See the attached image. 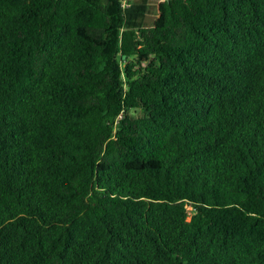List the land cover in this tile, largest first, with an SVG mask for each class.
I'll return each mask as SVG.
<instances>
[{
	"label": "trees",
	"instance_id": "trees-1",
	"mask_svg": "<svg viewBox=\"0 0 264 264\" xmlns=\"http://www.w3.org/2000/svg\"><path fill=\"white\" fill-rule=\"evenodd\" d=\"M121 1L0 0V264H264V0Z\"/></svg>",
	"mask_w": 264,
	"mask_h": 264
},
{
	"label": "rangeland",
	"instance_id": "rangeland-1",
	"mask_svg": "<svg viewBox=\"0 0 264 264\" xmlns=\"http://www.w3.org/2000/svg\"><path fill=\"white\" fill-rule=\"evenodd\" d=\"M136 3H141V2H145L146 4V12L144 14V16L141 18V23L144 26H149L152 24V21L154 20V18L157 15L156 12V5L160 0H133ZM131 115L133 117H141L142 113L139 111L136 112H132Z\"/></svg>",
	"mask_w": 264,
	"mask_h": 264
},
{
	"label": "built area",
	"instance_id": "built-area-1",
	"mask_svg": "<svg viewBox=\"0 0 264 264\" xmlns=\"http://www.w3.org/2000/svg\"><path fill=\"white\" fill-rule=\"evenodd\" d=\"M131 1L132 0H122L121 3H120V8L122 10L128 9L130 7V2ZM120 118H121V116L119 115L118 116V119H120Z\"/></svg>",
	"mask_w": 264,
	"mask_h": 264
}]
</instances>
